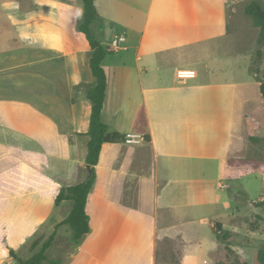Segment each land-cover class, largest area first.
Returning a JSON list of instances; mask_svg holds the SVG:
<instances>
[{
    "label": "crops",
    "instance_id": "obj_1",
    "mask_svg": "<svg viewBox=\"0 0 264 264\" xmlns=\"http://www.w3.org/2000/svg\"><path fill=\"white\" fill-rule=\"evenodd\" d=\"M248 1H96L99 16L92 29L110 50L103 61L107 90L102 120L124 138L102 147L87 201L90 231L73 244L71 228L70 238H64L70 245L60 248L71 261L52 259L60 264H201L202 251L213 254L219 248L220 242L185 246L202 223L211 224L218 241L216 222L225 230L213 211L230 207L234 198L224 193L228 185L222 176L229 157L243 152L240 127L251 100L242 93L245 83L202 79L199 69L182 67L179 61L193 44L201 54L204 45H221L229 8ZM83 3L31 0L26 6L22 0H0V24L13 29L17 43L0 51V126L17 139L48 147L55 170L50 175L27 161L0 169V245L8 244L0 264L15 260H8L10 250L18 254L15 248L24 241L18 238L31 227L28 219L37 220L34 228L48 221L53 200L70 210L53 224V244L59 247L64 239L57 242L58 229L66 225L60 223L73 203L57 204L56 198L89 176L92 104L87 90L95 78L90 42L77 28ZM121 35L126 48L116 49ZM185 68L198 73L178 78L177 71ZM142 109L149 141L135 131ZM43 200L51 207H41ZM244 217L236 220L245 223ZM48 238H38L41 244L34 248ZM167 240L177 247L175 262L171 257L159 260V245Z\"/></svg>",
    "mask_w": 264,
    "mask_h": 264
},
{
    "label": "rangeland",
    "instance_id": "obj_2",
    "mask_svg": "<svg viewBox=\"0 0 264 264\" xmlns=\"http://www.w3.org/2000/svg\"><path fill=\"white\" fill-rule=\"evenodd\" d=\"M22 1L26 6L31 4V0ZM260 1L264 5V0ZM247 4L248 2H242L229 8V20L222 35L223 39L220 41L221 45H204L205 51L201 54L198 46L193 44L190 46L192 51L185 50L180 54L179 65L199 69L202 79L215 81L229 79L245 83L242 86V93L251 100L246 105L240 127L243 152L240 155L229 157L230 164L227 167L226 175L222 176L223 181L228 185L224 193L228 195L231 192L234 198L230 207L220 205L216 206L213 211V213L216 212L218 221L223 222L225 230L235 232V235L230 241H218L213 235L211 224L202 223L199 233L191 237L194 241L186 244L185 248H194L199 243L203 244V248L208 244L219 242L220 245L213 254L202 251L200 254L201 264H241L243 260L254 264L257 248L264 246V220L259 217V215L264 216V206L260 208L254 204L264 193V97L258 82L259 79L264 80V41H260V27H257L253 18L245 13ZM16 45L13 29L5 22L1 23L0 51L13 49ZM0 141L4 142V145L0 144V169L27 161L47 174L55 173L51 167L50 150L40 142L17 139L1 126ZM84 174L87 172L85 171ZM25 177L24 180L28 181V176L25 175ZM23 185L25 189H28L30 183L29 181L24 182ZM54 203L53 200L51 216L48 221L36 225L35 228L33 224L37 220L34 217L26 221L29 226L31 224L30 230H27V236L18 238L24 241L15 248L21 257L27 259L39 251L41 245L36 249L32 246L35 240H39L38 238L42 236L50 237L56 230L53 226L55 221L69 213V208L61 209ZM47 205L51 207V202L41 201V207ZM238 216H245V223H239L236 220ZM3 234L4 231L0 228V241L4 239ZM71 234V227L67 224L63 225L58 229L56 240L59 242L62 238H70ZM6 239L7 237H5V241ZM58 245L59 247L57 243H54L49 248L48 256L69 263L71 261L69 252L60 248L68 247L70 240L64 239ZM72 247L76 248L75 245ZM6 248H8L7 243L5 246L0 245V255H5ZM176 248L169 240L166 243H160L159 260L171 257L172 262H175ZM12 259L13 257L10 255L8 260ZM205 260L207 263L204 262ZM3 264L8 263L6 261ZM10 264H20V262L14 260Z\"/></svg>",
    "mask_w": 264,
    "mask_h": 264
},
{
    "label": "trees",
    "instance_id": "obj_3",
    "mask_svg": "<svg viewBox=\"0 0 264 264\" xmlns=\"http://www.w3.org/2000/svg\"><path fill=\"white\" fill-rule=\"evenodd\" d=\"M97 0H83L81 10V18L77 24V28L84 32L90 42L92 48V56L90 60L92 72L95 78L94 84L88 88L87 94L92 104L90 128L87 132L89 136L88 153L86 157L87 166H90L88 178L78 184L63 188L56 198V203L70 200L73 203L70 214L60 223L67 224L73 230L71 241L78 244L81 239L90 231V217L87 213V201L91 190L96 182L97 172L96 166L99 162L102 147L105 143H115L124 138V136L116 131H111L109 126L102 120V112L105 103L107 90V74L103 66V61L110 50L106 48L102 42L95 36L92 24L98 18L99 12L96 5ZM245 13L252 17L257 27L261 29L260 41H264V5L260 0H249L245 7ZM260 91L264 97V80L259 79ZM135 131L144 135L147 141L150 140L148 131V121L146 112L142 109L136 120ZM227 163V167L229 166ZM226 167V171H227ZM226 175V174H225ZM257 207L264 206V194L260 200L255 202ZM264 220V216H260ZM215 231L219 240L230 241L234 238L232 232L223 229L221 222H216ZM54 232L47 240L42 243L41 249L30 258L19 256L15 250H10V255L20 264H60V260L49 258L47 250L52 246L55 239ZM40 240H36L32 246L36 247ZM241 264H252L247 260H243ZM264 264V246L257 248L255 253V263Z\"/></svg>",
    "mask_w": 264,
    "mask_h": 264
},
{
    "label": "built area",
    "instance_id": "obj_4",
    "mask_svg": "<svg viewBox=\"0 0 264 264\" xmlns=\"http://www.w3.org/2000/svg\"><path fill=\"white\" fill-rule=\"evenodd\" d=\"M126 40V38L124 36H119L118 40H117V45H116V49H121V48H126L124 47V45H122V43ZM177 76L180 79H188V78H193L196 76V71L193 69H179L177 71ZM128 141L132 140V135L128 134L127 138Z\"/></svg>",
    "mask_w": 264,
    "mask_h": 264
},
{
    "label": "water",
    "instance_id": "obj_5",
    "mask_svg": "<svg viewBox=\"0 0 264 264\" xmlns=\"http://www.w3.org/2000/svg\"><path fill=\"white\" fill-rule=\"evenodd\" d=\"M88 170L90 171L91 167L90 166H87Z\"/></svg>",
    "mask_w": 264,
    "mask_h": 264
}]
</instances>
